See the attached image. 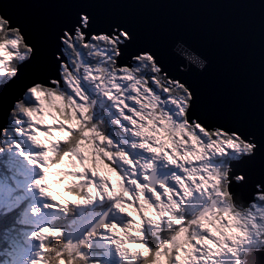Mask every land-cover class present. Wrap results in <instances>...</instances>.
I'll use <instances>...</instances> for the list:
<instances>
[{"label": "snow or ice", "instance_id": "snow-or-ice-1", "mask_svg": "<svg viewBox=\"0 0 264 264\" xmlns=\"http://www.w3.org/2000/svg\"><path fill=\"white\" fill-rule=\"evenodd\" d=\"M85 21L89 22L87 27ZM131 43L129 32L119 27L93 31L90 17L80 13L72 28L63 30L58 37V51L47 64L39 66L37 50L26 39L22 27L14 25L0 12V83L5 77H12L8 84L16 87L7 111L8 124L0 128L3 136L0 154L12 161L15 187L9 188L7 195L0 187V208L21 209L19 222L24 225L14 238L16 259L12 264H253L246 257L257 249H264V179L252 184L248 203L240 201L237 190L250 183V172L264 178V147H259L255 138L236 124L222 122L200 111L193 91L170 77L151 49H138L125 57L124 50ZM95 53H100L109 64L115 60L116 83L125 76L126 70L138 72L136 78H143L137 85L140 93L149 101L155 100L158 111L170 115L184 112L189 124L195 119L199 152L188 149L185 154L177 153L164 161L131 149L130 137L112 124V118L118 115L111 106L112 101L96 97L94 86L83 80L84 68L78 67L95 68L103 64V60L93 59ZM176 54L195 62V57L186 50L178 49ZM141 61H151L147 68L152 70L138 71L144 67ZM29 68L32 70L26 71ZM156 69L164 76L163 81L157 78ZM68 77L80 81L83 94L97 99L94 119L108 125L105 135L128 153L133 166L101 154V166L94 164L95 174L85 172L83 177L84 186L91 182L97 189L96 195L74 202H57L51 195V177L59 176L60 183L80 178L70 177L63 168L56 167L64 151L81 136L85 121L79 110L84 100L68 87ZM126 88L128 85L124 84L120 92L113 90L118 97L116 104L125 117L136 120L129 111L140 112L136 101L129 99L136 93L124 91ZM57 91L72 97V105L67 106L72 111L67 108L58 112L41 111L44 104L41 98L51 97ZM0 111H3L2 104ZM122 122L126 128L131 127ZM251 145L256 146L254 154L244 155ZM140 157L144 164L151 161L163 183H152L151 171L136 163ZM110 169L119 174L115 177V187ZM226 170L227 178L223 174ZM228 200L231 205L224 207L221 202L226 204ZM213 201L217 204L213 219L202 216L199 226H189L193 215ZM172 205L184 209L182 213H175L177 223L173 227L162 224L159 231L149 227L151 221L145 220L146 211L151 210V216L155 217L161 208ZM121 212L135 215L140 222L139 238L126 236L127 244L133 245L131 248L124 247L125 240L112 231L115 226L122 233L125 231L128 215ZM101 221L103 224L93 231ZM116 250L123 259L117 256Z\"/></svg>", "mask_w": 264, "mask_h": 264}, {"label": "water", "instance_id": "water-1", "mask_svg": "<svg viewBox=\"0 0 264 264\" xmlns=\"http://www.w3.org/2000/svg\"><path fill=\"white\" fill-rule=\"evenodd\" d=\"M0 6L34 44L39 66L58 51V37L80 13L90 17L93 31H128L132 43L125 57L151 49L163 70L193 91L200 111L236 124L264 147V0H0ZM178 49L195 62L179 57ZM202 60L206 67L199 71ZM181 66L188 71H180ZM15 92L12 84L0 85V128L8 124ZM249 175L250 183L237 190L242 203L250 202L252 184L264 179ZM246 259L264 264V249Z\"/></svg>", "mask_w": 264, "mask_h": 264}, {"label": "clouds", "instance_id": "clouds-1", "mask_svg": "<svg viewBox=\"0 0 264 264\" xmlns=\"http://www.w3.org/2000/svg\"><path fill=\"white\" fill-rule=\"evenodd\" d=\"M88 23V21H85V27H87ZM117 39L119 38L117 37ZM120 43L122 44L123 41H120ZM110 44L111 42H109V45ZM20 47L23 49V43H21ZM112 48L113 51H115L114 45H112ZM115 54L116 56H119V52H116ZM93 59L103 60V64L97 65L95 68H90L87 65H78V67L82 66L84 68L82 74L83 80L89 85L94 86L95 95L100 100H104L105 102L112 101L111 106L118 113V115L112 118V124L120 129L124 135L130 137V143L128 146L131 149L148 153L154 160L164 161H168L170 156H175L177 153L185 154L188 149H193L199 152L198 138L196 137V127H198V125H196L195 119H193L192 124H189L184 112H176L174 115H170L166 111H158L156 101H149L148 98L143 97L142 93H140L137 85L140 84V80L143 78H136L138 72L134 74L132 71L126 70L125 76L120 77L119 83H116L118 78L115 76V72L117 71L115 68V60L109 64L107 60H104L100 53H95ZM141 63L144 67L138 71L152 70L147 68V65L151 64V61H147L146 63L141 61ZM206 63L207 62L204 60L200 61L197 64L198 70L203 71L206 67ZM109 69H112V71H109ZM156 71L158 73L157 78L163 81L164 76L159 75L160 70L156 69ZM180 71L186 72L188 71V68L181 66ZM93 73H95V75ZM11 79L12 77L3 78V82L0 83V85L10 83ZM97 81H99V83H97ZM67 82L68 87L84 100V104L80 106L79 110L81 116L85 117V121L82 124L81 136L77 137L73 144L69 145L62 155L60 163L56 165L57 168H63L67 171L70 174V177L80 178L66 179L61 183L64 185L62 199H58L57 195L53 192L51 193V195L56 197L57 202H74L85 196L91 198L96 195L97 189L91 184V182H89L87 186H84L83 177L85 172H93V174H95L93 170L94 164L97 167L101 166V154L107 155L109 158L115 157L123 165H128L129 167L133 166V162L128 153H126L118 143L113 142L110 137L105 135L109 130L108 125L103 120L94 119L97 99L83 94L80 89V81L75 77H68ZM124 84L128 85V88L124 89V91L136 93V96L129 97V99L135 100L140 107V112H135L132 109H129V111L133 112V116L136 117V120H133L132 117H125L123 110L116 104L118 97L113 94V90L120 92L121 85ZM173 91L175 92V89H173ZM176 94L179 95V93ZM33 99L35 100L36 98L33 97ZM41 99L44 100V104L41 105V111L50 109L52 112H58L64 111L66 108L67 110L72 111L70 107H67L73 103L72 97L67 93L57 91L55 95ZM141 100L143 103H141ZM37 103L39 104V101H37ZM122 121H126L131 127L126 128ZM55 135L61 134L57 133ZM241 143H243V141H241ZM255 147V145L248 147L244 152V155H253V149ZM112 149H116V151L113 152ZM142 160L143 157H140L136 160V163L140 164L142 169H148L151 171L152 183H163L164 181L159 179L156 169L151 161L144 164L142 163ZM108 171L112 176L113 187H115V177L119 174L115 173L114 169ZM133 174H135L134 169ZM223 174L225 178H227V170ZM69 185H71V187H69ZM120 186L123 191L122 180ZM225 189L227 190V180L225 182ZM112 194L115 195V193ZM123 198L127 199L126 196ZM221 203L224 207H229L232 202L231 200H228L226 204H224V202ZM216 207L217 204L213 201L210 205L197 211L189 222V226H199L200 218L202 216L207 219H213ZM183 211L184 209L179 206L172 205L167 208H161L160 212L155 217L151 216V210L146 211L144 216L145 220L151 221L149 227H155L157 231H159L162 224L169 228L173 227L177 223L175 213H182ZM209 213H212L213 215L209 216ZM121 215H128V213L121 212ZM223 219L227 218L224 217ZM102 224L103 221L97 224L93 228V231H95L96 228H99ZM139 225L140 222L135 215H128V222L124 226L125 231L122 233L119 230V226H115L112 231L115 232V235L119 239L125 240L124 247L131 248L133 245L127 244L126 236L137 237V229ZM201 230L203 231V229ZM116 251L117 256L123 259L120 251Z\"/></svg>", "mask_w": 264, "mask_h": 264}, {"label": "rangeland", "instance_id": "rangeland-1", "mask_svg": "<svg viewBox=\"0 0 264 264\" xmlns=\"http://www.w3.org/2000/svg\"><path fill=\"white\" fill-rule=\"evenodd\" d=\"M1 158H6V161L12 165V161L10 158L5 156L4 154H0V159ZM2 166H0V187L3 188L5 195H7L8 189L11 187H15L14 184V170L13 166L7 167L6 170L8 172L3 173L2 172ZM60 177L53 175L50 179V187L52 189V192L57 195L58 199L63 198V187L60 182ZM20 210L19 209H13L11 211H8L5 208H0V218L5 217V222L9 226L8 229L4 230L3 232H0V241L4 240L6 243V247L2 248L0 247V264H12V262L16 259L15 255L13 254L14 252V236L11 234L10 229H14V225L16 224L17 221L20 220L21 215H20ZM15 218V222L11 223L10 220L12 218ZM13 218V219H14ZM18 233V232H17Z\"/></svg>", "mask_w": 264, "mask_h": 264}, {"label": "trees", "instance_id": "trees-1", "mask_svg": "<svg viewBox=\"0 0 264 264\" xmlns=\"http://www.w3.org/2000/svg\"><path fill=\"white\" fill-rule=\"evenodd\" d=\"M3 142V136H2V138H1V140H0V143H2ZM0 166H2V172L3 173H6V172H8V170H6L7 169V167L9 166V167H11V164L10 163H8L7 161H6V158H1L0 159ZM10 222L11 223H13V218L10 220ZM8 225H7V223L5 222V217H1L0 218V232H3L4 230H6V229H8ZM11 230V234L14 236V237H16V235H17V227L15 226L14 227V229H10ZM0 247H2V248H5L6 247V243H5V241L4 240H2V241H0ZM1 259V258H0Z\"/></svg>", "mask_w": 264, "mask_h": 264}]
</instances>
